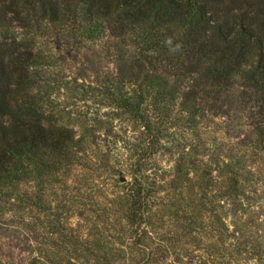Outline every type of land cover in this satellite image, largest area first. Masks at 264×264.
<instances>
[{"label": "rangeland", "instance_id": "1", "mask_svg": "<svg viewBox=\"0 0 264 264\" xmlns=\"http://www.w3.org/2000/svg\"><path fill=\"white\" fill-rule=\"evenodd\" d=\"M130 39L121 42L109 31L88 37L61 27L36 38L46 58L34 93L48 119L73 129L81 142L52 181L35 179L23 190L34 201L43 193L67 218L89 242L92 264L118 256L115 264H264L254 251L259 245L264 250V161L259 155L245 158L255 174L247 205L237 215L226 206L220 221V154L238 155L239 142L250 131L245 113L227 106L228 115L220 117L219 101L210 99L214 108L203 107L200 99L187 101L198 76L186 74L178 81L166 53L155 52L149 63ZM120 96L133 101L142 96L140 113L119 104ZM135 177L151 190L141 230L126 220V193ZM5 212L9 225L0 227L4 263L29 264L37 252L36 236L54 248L47 235L51 216L27 209L34 233L13 221L7 206ZM66 248L56 259L64 256V264H73L77 247Z\"/></svg>", "mask_w": 264, "mask_h": 264}, {"label": "trees", "instance_id": "2", "mask_svg": "<svg viewBox=\"0 0 264 264\" xmlns=\"http://www.w3.org/2000/svg\"><path fill=\"white\" fill-rule=\"evenodd\" d=\"M57 27L78 29L88 37L109 31L121 42L131 38L139 57L149 63L155 52L166 53L178 81L186 74L198 76L187 101L200 99L211 108L216 106L210 99L219 101L220 117L228 115L227 106H238L250 131L239 142L237 156L220 154V221L226 206L237 215L247 205L255 174L245 158L259 155L264 161V0H0V227L9 225L6 206L13 221L34 233L24 215L27 209L52 217L47 235L54 248H46L47 241L36 236L37 252L29 264H64V256L62 261L56 258L67 244L77 247L73 264L93 261L89 242L53 210L44 194L34 201L22 188L35 179L52 181L81 142L73 129L48 119L34 93L46 58L36 38ZM198 87L205 97L198 96ZM131 98L117 100L140 113L143 97ZM150 191L146 180L134 178L126 193L131 228L141 230ZM254 249L264 261L262 247ZM0 264L6 263L0 259Z\"/></svg>", "mask_w": 264, "mask_h": 264}]
</instances>
